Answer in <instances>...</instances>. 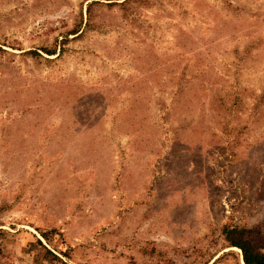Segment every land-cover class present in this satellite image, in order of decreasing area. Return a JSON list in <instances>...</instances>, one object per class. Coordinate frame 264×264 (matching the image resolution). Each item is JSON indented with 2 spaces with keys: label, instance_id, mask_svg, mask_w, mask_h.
<instances>
[{
  "label": "rangeland",
  "instance_id": "1",
  "mask_svg": "<svg viewBox=\"0 0 264 264\" xmlns=\"http://www.w3.org/2000/svg\"><path fill=\"white\" fill-rule=\"evenodd\" d=\"M225 225L264 233V0H0V264H245Z\"/></svg>",
  "mask_w": 264,
  "mask_h": 264
},
{
  "label": "trees",
  "instance_id": "2",
  "mask_svg": "<svg viewBox=\"0 0 264 264\" xmlns=\"http://www.w3.org/2000/svg\"><path fill=\"white\" fill-rule=\"evenodd\" d=\"M50 52L48 54H55ZM227 239L233 246L239 247L244 256L245 264H264V233L258 228H238L224 226Z\"/></svg>",
  "mask_w": 264,
  "mask_h": 264
}]
</instances>
